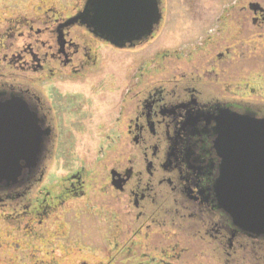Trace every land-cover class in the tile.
I'll list each match as a JSON object with an SVG mask.
<instances>
[{"label": "flooded vegetation", "instance_id": "1", "mask_svg": "<svg viewBox=\"0 0 264 264\" xmlns=\"http://www.w3.org/2000/svg\"><path fill=\"white\" fill-rule=\"evenodd\" d=\"M198 1L205 4L202 15L195 26L187 22L193 30L209 20L208 28L180 50L159 52L151 50L164 39L167 0H158L160 18L150 34L122 48L77 20L86 0L67 16L47 3L33 18L3 12L0 156L37 154L32 140L40 144L34 166L21 159L10 165L20 169L17 183H0L3 230L32 247L48 234L69 241L59 222L70 212L77 227L82 215L109 228L102 240L94 230L113 252L103 248L98 264L122 253L137 264H264V235L239 230L218 206L220 160L213 148L225 119L264 121V0H220L212 15L210 0ZM103 48L119 69L117 77L103 75L110 84L99 81L101 100H47L45 84L94 72ZM96 118L92 162H64L66 174L46 181L57 154L67 153L62 139ZM52 246L51 257L37 264H59ZM79 251L90 249L71 250Z\"/></svg>", "mask_w": 264, "mask_h": 264}, {"label": "rangeland", "instance_id": "2", "mask_svg": "<svg viewBox=\"0 0 264 264\" xmlns=\"http://www.w3.org/2000/svg\"><path fill=\"white\" fill-rule=\"evenodd\" d=\"M82 1L83 0H0V16L3 15L4 12L6 17L11 16L12 19L14 17L16 18V16L33 18L34 14L38 13L40 10H38L37 7L39 5H43L44 7V4L46 3L59 15L67 16L72 14L75 11L74 9L79 7ZM210 2L213 5V8L209 15H212L213 11L219 8L220 0H210ZM167 3L168 11L165 22L166 25L161 33V36L164 37V39L160 38L156 40L151 52L180 50L183 46L190 45V42H193L197 36L203 34L210 24L207 23V21L209 22V20H207L203 27L200 25L199 27H193L192 30L190 27L191 24L187 22L190 19L192 26H195L194 24L202 15L204 9L203 6L205 5L203 2L199 4L198 0L197 3L194 0H188L186 2L185 0H167ZM43 10H45V8H43ZM186 10H188V12L185 15ZM188 37H191V39L187 40ZM101 49L98 51L99 53L97 55L101 65L97 67L94 72L88 73L85 77H82L77 81L74 80L75 82L53 81L50 84H45V87L42 88V92L47 100L53 101L52 99H60L71 101L79 99L81 101L88 100L92 103L101 100L98 95V92L100 91V88L98 87L99 81L101 80V82H105L106 85L110 84L109 77L107 76L104 79L103 75L113 72L117 77L118 74L115 73V71L117 68L119 69V66L113 65V61H108L113 54L110 55L106 49ZM147 52L149 51H146L145 53ZM113 57L115 58V56ZM127 57H123L122 59H128ZM92 86L95 88L97 87L98 90H94ZM108 89L109 88H106L105 90ZM55 92L60 98L55 96ZM99 126V119L96 118L93 122L91 121L89 124H85L79 133H75L74 135L73 131L72 134L66 135L62 139V144L64 146L62 149H68L67 153L65 156L57 154L49 167L46 181H51L66 174L68 169L63 165L64 162L72 166H76L80 160H84L88 164L92 162L95 157L94 152L96 145L95 141L91 138V134L97 133V131H99ZM67 128L69 129V125H67ZM73 218L74 216L68 212L63 215L62 221L59 222L63 223L66 227L69 241L57 239L56 236L48 234L46 235L47 241L41 242L40 244L38 242L35 243L33 246L35 248L31 246L32 243H30L29 239L20 240V235H15L13 232L11 234L7 233L8 231L3 230L4 228H2L0 224V264H33V262L34 264H37V261L40 262L41 260L51 257V254L54 253L51 252L50 254V251L53 249V244L55 256L59 264H77V262L78 264H82V262L86 264H98L101 260L98 255L103 253V248H107L109 256L110 254H113V252H111L112 247L106 245L105 242V247H103L101 242L99 243V238L97 236L98 233L94 234V230L97 231L99 229L100 239H106L107 235L105 234H108L109 229L107 228V225L101 224L99 218H95L92 222H89L88 219L80 215L79 221L81 222V227H77L72 221ZM54 223L57 224V222ZM52 225L53 224L49 225L46 230L47 232L53 228H50ZM93 225L95 226V229ZM84 236L85 238H83ZM109 238L108 235V240ZM62 245H66L65 247H68L70 253H67V250L63 248ZM56 246L59 248L56 249ZM83 247H89L90 251L87 253H85V251H79L80 253L71 252V250L83 249ZM94 256L96 257L94 258ZM124 256L125 254L122 253L117 257L114 256L113 259L108 258L106 264H137L139 262V260L135 258L124 259ZM202 263L205 262L202 261Z\"/></svg>", "mask_w": 264, "mask_h": 264}, {"label": "water", "instance_id": "3", "mask_svg": "<svg viewBox=\"0 0 264 264\" xmlns=\"http://www.w3.org/2000/svg\"><path fill=\"white\" fill-rule=\"evenodd\" d=\"M159 18L158 0H86L77 16L94 36L121 48L149 35ZM220 126L213 147L220 160L215 184L218 206L239 230L264 235V121L235 115ZM29 133L24 138L31 149ZM32 141L37 154L0 156L1 184L12 186L21 176L19 168L10 166L14 159L24 160L27 167L36 164L40 144Z\"/></svg>", "mask_w": 264, "mask_h": 264}]
</instances>
